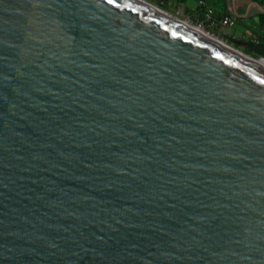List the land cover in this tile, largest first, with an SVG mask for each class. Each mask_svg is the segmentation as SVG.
I'll return each instance as SVG.
<instances>
[{
	"label": "water",
	"instance_id": "water-1",
	"mask_svg": "<svg viewBox=\"0 0 264 264\" xmlns=\"http://www.w3.org/2000/svg\"><path fill=\"white\" fill-rule=\"evenodd\" d=\"M212 35L0 0V264H264V66Z\"/></svg>",
	"mask_w": 264,
	"mask_h": 264
},
{
	"label": "crops",
	"instance_id": "crops-1",
	"mask_svg": "<svg viewBox=\"0 0 264 264\" xmlns=\"http://www.w3.org/2000/svg\"><path fill=\"white\" fill-rule=\"evenodd\" d=\"M199 0H182L186 14L197 17ZM219 13L230 15L235 24L214 29L226 39H243L248 43H264V0H207Z\"/></svg>",
	"mask_w": 264,
	"mask_h": 264
},
{
	"label": "rangeland",
	"instance_id": "rangeland-1",
	"mask_svg": "<svg viewBox=\"0 0 264 264\" xmlns=\"http://www.w3.org/2000/svg\"><path fill=\"white\" fill-rule=\"evenodd\" d=\"M151 3H153L154 5L176 15L179 16L185 20H188L196 25H198V21L195 19V15H188L186 14V9L185 7L181 4L182 0H147ZM212 6V5H211ZM213 7V6H212ZM214 8V7H213ZM217 11V10H216ZM199 12H201V8L199 7V1H198V11L196 16L199 14ZM218 12V11H217ZM219 13V12H218ZM221 14V13H220ZM203 29H205L206 31H210L211 34H213L216 37H219L223 40H225L226 42H228L229 44H232L236 47H238L239 49H241L242 51L253 55V56H260L258 52H256L255 50H253L248 44L247 45H240L235 43L236 40H243V39H226L225 37H223L222 35H220L214 28H209V27H203ZM246 41V40H245Z\"/></svg>",
	"mask_w": 264,
	"mask_h": 264
},
{
	"label": "built area",
	"instance_id": "built-area-1",
	"mask_svg": "<svg viewBox=\"0 0 264 264\" xmlns=\"http://www.w3.org/2000/svg\"><path fill=\"white\" fill-rule=\"evenodd\" d=\"M199 7L201 12L195 17L198 21V26L214 28L219 25H229L235 24V20L230 15L220 14L213 8L207 0H199ZM211 33L210 31H207Z\"/></svg>",
	"mask_w": 264,
	"mask_h": 264
},
{
	"label": "bare ground",
	"instance_id": "bare-ground-1",
	"mask_svg": "<svg viewBox=\"0 0 264 264\" xmlns=\"http://www.w3.org/2000/svg\"><path fill=\"white\" fill-rule=\"evenodd\" d=\"M174 15V14H173ZM176 16V15H175ZM177 17H179V16H177ZM180 19H182L185 23H187V25H189V26H191V27H193L194 29H196L197 31H199V32H201V33H207V31L205 30V29H203L202 27H200V26H198V25H196V24H194V23H192V22H190V21H188V20H185V19H183V18H181V17H179ZM212 35V34H211ZM213 37H215V38H217V39H221V38H219V37H216V36H214V35H212ZM226 42V41H225ZM228 43V42H227ZM240 51H242L241 49H240ZM244 52V51H243ZM244 53H246V52H244ZM247 54V56L250 58V59H252L253 61H255L256 63H258V64H260V65H262V66H264V59H262V58H259L258 56H253V55H250V54H248V53H246Z\"/></svg>",
	"mask_w": 264,
	"mask_h": 264
},
{
	"label": "trees",
	"instance_id": "trees-1",
	"mask_svg": "<svg viewBox=\"0 0 264 264\" xmlns=\"http://www.w3.org/2000/svg\"><path fill=\"white\" fill-rule=\"evenodd\" d=\"M232 40H235V38H231ZM248 45L253 49L255 50L256 52L259 53L260 56H264V43H253V42H250L248 43Z\"/></svg>",
	"mask_w": 264,
	"mask_h": 264
},
{
	"label": "snow or ice",
	"instance_id": "snow-or-ice-1",
	"mask_svg": "<svg viewBox=\"0 0 264 264\" xmlns=\"http://www.w3.org/2000/svg\"><path fill=\"white\" fill-rule=\"evenodd\" d=\"M116 0H109V3H115Z\"/></svg>",
	"mask_w": 264,
	"mask_h": 264
}]
</instances>
